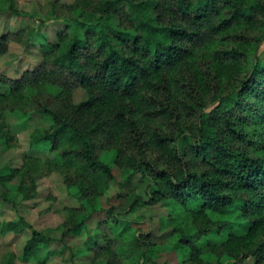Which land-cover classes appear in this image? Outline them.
<instances>
[{
  "label": "trees",
  "instance_id": "trees-1",
  "mask_svg": "<svg viewBox=\"0 0 264 264\" xmlns=\"http://www.w3.org/2000/svg\"><path fill=\"white\" fill-rule=\"evenodd\" d=\"M51 6L63 26L40 61L0 73V141L6 110L37 118L29 146L50 156L1 168L0 202L33 197L46 164L80 205L56 229L33 228L22 254L8 250L0 264H58L51 257L66 253L95 264H264V0ZM22 14L0 0V16ZM35 31L0 27V59ZM140 209L159 224L138 226ZM222 213L232 220L213 219ZM25 227L22 216L0 221L1 234ZM165 249L178 260L161 261Z\"/></svg>",
  "mask_w": 264,
  "mask_h": 264
},
{
  "label": "rangeland",
  "instance_id": "rangeland-1",
  "mask_svg": "<svg viewBox=\"0 0 264 264\" xmlns=\"http://www.w3.org/2000/svg\"><path fill=\"white\" fill-rule=\"evenodd\" d=\"M76 0H17L18 7L23 12L22 15L0 16V27L4 24L7 27L16 28L18 25L35 26V36L32 43L26 47L17 42L11 44V48L5 56L0 59V73L9 76H18L24 70L33 68L41 59V45L46 39H55V33L63 26V20L52 14L51 3L58 5L74 3ZM27 14V16L24 15ZM43 20V22H41ZM251 59L255 60V55L251 54ZM257 57L264 62V40L259 47ZM84 91H75V100L79 101L84 97ZM5 117L7 125L5 129L9 137L8 142L0 141V169L5 166L19 167L26 163L30 156H50L47 151L33 150L29 146L28 135L31 130L40 124L39 119L25 123L20 120L12 111L6 110ZM44 122L42 121L41 124ZM37 189L35 195L27 200H20L17 204L0 202V221L3 219L24 217L26 227L20 232L0 233V256L8 251L15 250L22 254V249L33 228L46 231L53 230L61 226L69 216V208L79 206L78 199L70 194L63 175L48 166L42 165L35 173ZM145 213V218L138 226L150 228L157 226L158 217L154 212L140 209L133 214L138 217ZM235 216V215H234ZM233 215L216 214L213 219L221 223L232 220ZM155 221L153 223V221ZM163 233V232H162ZM85 234V233H84ZM157 241L162 242L160 232L155 235ZM54 247H57L54 245ZM70 254H57L51 257L50 261L58 264H95L91 257H76L70 260ZM160 260L176 262L175 254L165 249L161 252ZM18 262L23 264L20 260ZM252 262L249 261L248 264ZM211 264H222L217 258ZM224 264H234L230 259L224 258Z\"/></svg>",
  "mask_w": 264,
  "mask_h": 264
}]
</instances>
